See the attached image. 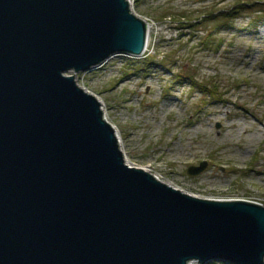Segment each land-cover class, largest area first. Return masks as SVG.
Masks as SVG:
<instances>
[{
	"label": "water",
	"instance_id": "1",
	"mask_svg": "<svg viewBox=\"0 0 264 264\" xmlns=\"http://www.w3.org/2000/svg\"><path fill=\"white\" fill-rule=\"evenodd\" d=\"M146 40L128 0H0V264L264 263V205L128 166L98 99L66 74Z\"/></svg>",
	"mask_w": 264,
	"mask_h": 264
},
{
	"label": "rangeland",
	"instance_id": "2",
	"mask_svg": "<svg viewBox=\"0 0 264 264\" xmlns=\"http://www.w3.org/2000/svg\"><path fill=\"white\" fill-rule=\"evenodd\" d=\"M128 1L152 28L143 52L69 72L100 102L125 163L198 198L264 205V5ZM203 161L204 171L188 173Z\"/></svg>",
	"mask_w": 264,
	"mask_h": 264
},
{
	"label": "trees",
	"instance_id": "3",
	"mask_svg": "<svg viewBox=\"0 0 264 264\" xmlns=\"http://www.w3.org/2000/svg\"><path fill=\"white\" fill-rule=\"evenodd\" d=\"M258 2V1H257ZM260 2H261V4L262 5H264V1H262V0H259V4H260ZM185 16H183V15H180V17H179V19L178 20H176L178 23H181L180 22V20H185V18H184ZM200 20H202V19H192V22H189V23H191L190 25H192L194 22L196 23V22H199ZM189 23L188 24H186V25H188L189 26ZM181 25H184V24H181ZM181 28H185V27H181ZM146 59L147 60H151V62L152 61H157V62H160L158 59H159V57L158 56H152V57H146ZM160 60H162V58L160 59ZM148 62V61H147ZM193 83L195 84V85H197V81H193ZM204 85V84H203ZM203 89H206V90H208L207 89V85H204L203 86ZM211 95L214 97V96H216V97H218L219 98V95H218V93H216V92H213L212 91V93H211Z\"/></svg>",
	"mask_w": 264,
	"mask_h": 264
},
{
	"label": "bare ground",
	"instance_id": "4",
	"mask_svg": "<svg viewBox=\"0 0 264 264\" xmlns=\"http://www.w3.org/2000/svg\"><path fill=\"white\" fill-rule=\"evenodd\" d=\"M151 25H148V29H147V40H146V45L148 44V39L150 38V36H151ZM71 72V71H70ZM67 75H70L69 74V72H67L66 73ZM102 109V108H101ZM103 117H104V115H103ZM104 119H106L105 117H104ZM112 126V125H111ZM112 128L114 129V127L112 126ZM115 131V130H114ZM115 135H116V139H117V142H119V135H118V133H117V131H115ZM124 155V154H123ZM124 161H126V160H124ZM128 162V161H127ZM144 171H145V169H144ZM166 184V183H165ZM198 261L197 260H191V261H189L187 264H195V263H197ZM264 264V263H263Z\"/></svg>",
	"mask_w": 264,
	"mask_h": 264
},
{
	"label": "built area",
	"instance_id": "5",
	"mask_svg": "<svg viewBox=\"0 0 264 264\" xmlns=\"http://www.w3.org/2000/svg\"><path fill=\"white\" fill-rule=\"evenodd\" d=\"M260 204V203H259ZM261 205H263V204H261Z\"/></svg>",
	"mask_w": 264,
	"mask_h": 264
}]
</instances>
